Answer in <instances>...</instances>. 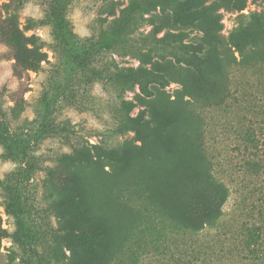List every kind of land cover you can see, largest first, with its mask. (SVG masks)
<instances>
[{
	"label": "rangeland",
	"instance_id": "rangeland-1",
	"mask_svg": "<svg viewBox=\"0 0 264 264\" xmlns=\"http://www.w3.org/2000/svg\"><path fill=\"white\" fill-rule=\"evenodd\" d=\"M49 2L62 10L79 47L55 40L52 22L42 19ZM130 2L140 8L125 21L127 13L120 12ZM242 3L238 9L235 0H217L220 30L203 26L215 38L214 60L204 67L203 80L175 58V48L154 45L155 24L171 30L187 26L182 13H172L171 0L0 2V122L7 128L0 140V264H128L123 255L113 258L110 243L82 240L73 250V194L86 203L91 225L108 229L105 215L114 217L117 226L103 234L112 242L130 220V205L112 192L113 184L142 182L181 217L197 221L208 214L204 207L223 197L206 180L208 172L229 189L220 225L170 234L156 251L135 236L130 246L139 264H264L263 37L252 39L259 46L248 51L247 64L236 63L230 50L222 58L218 54L246 15H264V0ZM29 35L37 37L40 54L29 51ZM141 51L149 61L140 60ZM123 66L163 72L169 83L154 84L150 97L137 84L117 93L112 77ZM121 97L137 103L133 114L147 109L154 125L146 145L132 132L112 134ZM99 143L122 147L114 171L73 178V149L93 151L90 146ZM11 197L30 229L26 244L13 240L16 219L5 207ZM254 224L263 228L255 252L243 241L245 227Z\"/></svg>",
	"mask_w": 264,
	"mask_h": 264
},
{
	"label": "trees",
	"instance_id": "trees-1",
	"mask_svg": "<svg viewBox=\"0 0 264 264\" xmlns=\"http://www.w3.org/2000/svg\"><path fill=\"white\" fill-rule=\"evenodd\" d=\"M171 0V11L173 14L182 13L187 19L186 25L176 30L162 29L160 25L155 24L153 27V38L155 39V47H170L175 48L173 55L176 59L183 61L192 66L198 73L199 78L205 80L206 74L204 67L209 66L214 60V41L204 25L215 26V30L219 31L221 25H218L221 15L215 13L218 5L217 0ZM243 0H235V6L238 9L243 8ZM216 5V6H215ZM140 8L135 2H130L124 7L120 15H125L124 20L129 21L131 17L129 12H134ZM43 20L52 22L53 36L56 41L69 47H79L81 40L75 36L69 27V21L63 16L62 10L48 3L45 10ZM246 21L238 23L231 29L226 37V44L222 43L218 52L222 58L229 53L236 63L247 64L248 51H253L259 46L252 39L256 36L264 38V15L256 12H251L246 15ZM179 23V21H177ZM9 31L17 38V30L10 27ZM30 27H27L29 29ZM163 32L160 37L155 34ZM191 34H193L191 36ZM26 40H31L30 48L36 54L39 49L36 46L37 37L29 35ZM262 38L261 58L264 60V39ZM187 39V41H184ZM214 39V40H213ZM154 48V47H153ZM152 48V49H153ZM150 49V50H152ZM235 53L237 55H235ZM141 61L147 62L148 53L142 52ZM162 56V55H159ZM18 60V57H17ZM32 63H37V58L32 59ZM112 85L117 93L133 91L137 84L144 96L150 97L155 94V85L166 86L169 81L165 73L156 71L152 68L141 66H123L116 69L112 77ZM137 107V103L130 98L121 97L119 99L118 117L115 128L112 129V134L123 135L132 132L136 140L141 141L143 145L150 142V134L152 133L153 125L151 117L148 115L146 108H141L136 114L132 111ZM6 126L0 122V140L5 141ZM93 151L79 145L73 149V178L82 180L88 179L90 172L97 173L103 170L106 174L114 171V166L118 159L123 155L120 145H107L99 143L91 145ZM98 161L104 162L100 167L95 164ZM108 169L105 170L104 167ZM206 180L223 191L221 201H212L206 208L208 214L198 219L191 220L188 217H181L177 211L169 206L164 200L156 196L151 189L139 181L128 183L118 182L112 185V192L116 193L120 199L130 205V220L128 223L119 228L112 242L103 237L107 230H112L117 226L112 215L106 213L105 217L108 220L109 227L106 229L102 225H91L88 219L87 205L83 198L77 193L73 194L75 200L74 215H73V250L78 242L82 240H92L95 243L109 244L113 258L116 255H123L128 264H139L140 255L130 246L135 241V236L145 238L150 249L158 250L160 242L168 235L182 233H197L205 227H218L223 216V204L228 199L229 189L221 181L217 180L212 173L206 174ZM91 206H94L92 200L89 201ZM6 210L13 214L16 219L17 230L13 233V240L19 244L28 243L30 238V229L25 225L24 220L19 216L20 205L11 197L10 201L5 204ZM109 215V216H108ZM244 243L249 247L250 251L255 252L262 245L263 228L261 225H249L244 229ZM147 250V249H146Z\"/></svg>",
	"mask_w": 264,
	"mask_h": 264
},
{
	"label": "clouds",
	"instance_id": "clouds-1",
	"mask_svg": "<svg viewBox=\"0 0 264 264\" xmlns=\"http://www.w3.org/2000/svg\"><path fill=\"white\" fill-rule=\"evenodd\" d=\"M0 2H3V0H0ZM30 34V33H29ZM29 47H31L30 45H29ZM26 98H27V96H26ZM94 142V141H93Z\"/></svg>",
	"mask_w": 264,
	"mask_h": 264
}]
</instances>
